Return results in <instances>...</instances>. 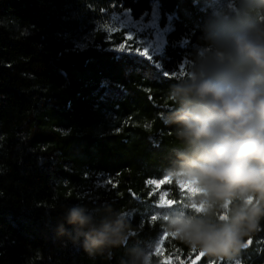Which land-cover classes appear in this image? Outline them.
<instances>
[{
  "label": "trees",
  "instance_id": "trees-1",
  "mask_svg": "<svg viewBox=\"0 0 264 264\" xmlns=\"http://www.w3.org/2000/svg\"><path fill=\"white\" fill-rule=\"evenodd\" d=\"M155 1L160 25L171 17V28L149 60L117 51L124 31L109 22L123 11L147 18L152 0H0V264H119L124 247L90 256L61 232L66 207L77 203L122 209L129 247L147 250L160 236L146 215V182L161 178L184 145L157 113L200 42L211 4ZM96 177L107 187L94 186ZM261 225L244 238L236 263L178 237L166 259L152 260L264 264Z\"/></svg>",
  "mask_w": 264,
  "mask_h": 264
},
{
  "label": "clouds",
  "instance_id": "clouds-1",
  "mask_svg": "<svg viewBox=\"0 0 264 264\" xmlns=\"http://www.w3.org/2000/svg\"><path fill=\"white\" fill-rule=\"evenodd\" d=\"M210 4L200 42L157 113L184 145L174 149L165 179L199 196L190 205L195 214L181 210L165 219L167 231L186 244L231 261L264 220V0ZM63 220L61 232L90 256L124 247L119 264H154L146 249L128 246L131 227L122 209L77 203Z\"/></svg>",
  "mask_w": 264,
  "mask_h": 264
},
{
  "label": "rangeland",
  "instance_id": "rangeland-1",
  "mask_svg": "<svg viewBox=\"0 0 264 264\" xmlns=\"http://www.w3.org/2000/svg\"><path fill=\"white\" fill-rule=\"evenodd\" d=\"M151 6L152 9L147 18L135 20L129 11L111 15L110 29L124 31V41L116 48L117 51L137 54L149 60L162 53L166 43V34L171 28V17L168 18L164 26H161L158 2L152 0ZM90 181L93 182L94 186L101 188H106L108 184L106 180L100 177ZM146 186L148 197L152 200L151 205L146 209V215L150 222H159L162 228L160 236L151 243L147 251L152 257L156 256L164 260L167 257L165 250H171L174 246V240L177 238L176 234L167 231L165 217L181 210L188 214H195L190 205L194 200H199V196L192 195V189L187 184L176 181L174 178L166 180L164 174L161 178L147 181ZM167 243H171V245H167ZM236 262L233 260V263Z\"/></svg>",
  "mask_w": 264,
  "mask_h": 264
},
{
  "label": "snow or ice",
  "instance_id": "snow-or-ice-1",
  "mask_svg": "<svg viewBox=\"0 0 264 264\" xmlns=\"http://www.w3.org/2000/svg\"><path fill=\"white\" fill-rule=\"evenodd\" d=\"M125 47H127V45H124ZM187 189V191H188V188H186ZM194 207H196L195 205H194ZM162 244H163V242H162ZM158 253V252H157Z\"/></svg>",
  "mask_w": 264,
  "mask_h": 264
}]
</instances>
